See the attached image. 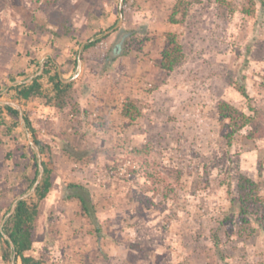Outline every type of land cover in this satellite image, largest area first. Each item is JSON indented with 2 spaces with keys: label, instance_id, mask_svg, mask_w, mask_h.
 <instances>
[{
  "label": "rangeland",
  "instance_id": "obj_1",
  "mask_svg": "<svg viewBox=\"0 0 264 264\" xmlns=\"http://www.w3.org/2000/svg\"><path fill=\"white\" fill-rule=\"evenodd\" d=\"M47 1L0 0V46L16 62L26 56L33 68L18 62L12 74L35 73L41 60L42 75L48 53L60 76L72 78L80 108L72 114L43 97L23 100L15 85L4 94L6 82L0 83L3 98L28 116L41 140L40 158L51 167L52 187L38 203L28 254L41 264H264V229L243 243L222 222L233 214L227 191L236 194L238 173L255 179L264 199V138L247 140L244 129L228 145L217 121L221 99L245 112L252 104L264 115L262 0H253L250 15L243 12L249 0H201L178 24L168 22L174 0H128L120 23V0ZM63 19L76 28L73 36L51 34ZM167 30L178 34L184 52L168 72L155 65ZM103 36L82 48L78 68L72 66L84 40ZM116 41L129 52L112 60ZM39 81L52 92L48 75ZM126 96L139 106L133 121L121 114ZM11 123L0 111V208L30 189L24 191L23 179L34 169L31 131L20 118L8 131ZM172 168L182 169V185L164 198L163 179L175 187ZM69 182L89 189L99 230L80 216L76 200L63 197ZM4 215L0 209V228ZM3 248L0 238V264H8Z\"/></svg>",
  "mask_w": 264,
  "mask_h": 264
},
{
  "label": "trees",
  "instance_id": "obj_2",
  "mask_svg": "<svg viewBox=\"0 0 264 264\" xmlns=\"http://www.w3.org/2000/svg\"><path fill=\"white\" fill-rule=\"evenodd\" d=\"M58 0L47 1L49 4H54ZM201 0H174L168 15V22L171 24H178L184 21L188 14L189 8L192 4L198 3ZM250 5L243 8V12L250 15L254 12V2L249 0ZM128 0L123 1V7L126 6ZM264 4V0H262ZM115 22V21H114ZM75 27L68 25L65 19L61 20L57 29H51V34L55 37L61 36H73ZM106 36L88 41L83 46V50L95 45ZM125 45L126 42L124 43ZM123 52L126 54L129 52V48L124 46L121 48V43L116 41L109 49L108 56L115 60L117 54ZM72 64L74 65L77 58V50L72 57ZM184 59L183 47L180 42L179 36L176 32L167 30L163 32L162 46L155 57V65L159 70L172 71L181 61ZM52 58L45 62V69L42 75L34 78L29 84H19L16 88V97L23 100H29L33 97H43L45 101L54 106L58 110H63L66 107H70L72 114L80 111L78 103L73 101L72 96V82H64L57 71H54V67L49 64ZM32 62V60L30 61ZM52 71H54L52 73ZM43 75H48V80L52 83V92L45 93L42 90L40 78ZM240 92L248 99V95L243 87H239ZM7 116L12 123L10 127H6L8 131H11L18 122V110L4 105ZM26 127L31 131L32 139L38 145L40 152L43 151L41 140L36 133V130L32 127L28 116L23 113ZM121 114L129 121L135 120L140 114L139 106L136 100L126 96L121 105ZM217 121L219 124V134L225 140L226 144L230 145L237 134L244 129L246 133L243 135L247 140H257L264 138V115L260 109L248 104V112L242 111L235 105L231 104L228 100L221 99L217 103ZM13 137H17L16 134ZM33 160V173L24 175L25 189H29L32 183L35 181L38 173L37 156L35 152L32 155ZM43 175L41 181L37 185L34 191V197L29 196L25 199H21L17 202L16 207L12 214L6 219L0 230V238L4 242V248L2 249L1 257L8 264H12L11 260L15 262L18 260L20 264H41L42 261L34 256L28 254L33 245V235L36 228L37 217L39 214L38 203L44 199L49 193L52 187L51 179V167L48 161L42 160ZM261 166L259 167L260 175ZM174 174L175 187L172 183L168 182V179H163V189L161 192L163 197L169 196L171 191H176V188L182 185V169L172 168L169 169ZM153 184H156L152 175L149 177ZM160 183V181H158ZM177 185V186H176ZM154 189V188H153ZM159 189V186H158ZM230 196V210L233 211L232 215H226L222 222H229L230 229L235 234L237 240L243 243H250L253 241L255 234L259 229H264V199L259 194V183L252 177L238 173L237 175V191L233 194L231 189L228 191ZM15 197L12 196V199ZM63 197L65 199H74L77 202L80 216L86 218L90 223L95 225V230H99V224L97 220V208L92 200L89 189L80 183L69 182L63 189ZM12 199H8L6 203L0 208L2 214L8 212ZM145 208H151L154 203L152 200L147 199L144 203ZM255 222L257 225L253 224ZM4 232L13 244L10 246V241L4 237ZM215 244L218 241L217 232L214 233ZM225 255L222 254V257Z\"/></svg>",
  "mask_w": 264,
  "mask_h": 264
},
{
  "label": "crops",
  "instance_id": "obj_3",
  "mask_svg": "<svg viewBox=\"0 0 264 264\" xmlns=\"http://www.w3.org/2000/svg\"><path fill=\"white\" fill-rule=\"evenodd\" d=\"M6 47L7 46L4 45V44H3V46H0V83H1V81L2 82H6L5 93L3 92L4 94L8 93L9 90H11L12 86H14V85L17 87V85H19V84H29L34 78L37 77V75L42 71V68L44 66L43 62L40 60L39 63L35 64V66H38V70L35 73H31V74H28V75H24V74L20 73V74L14 75V74H12L13 73L12 72L13 71V67L17 66L18 62H20L19 64H20V66H22V69H24V67H25V69H26L25 71H28V70L33 69V68L30 65L28 66L26 56L19 58L18 59L19 61L16 62L15 58L13 57V55L8 53ZM37 53L35 52L33 54L35 55ZM43 54L44 55H43L42 58L46 57V60L44 59L45 60L44 63L48 59L52 58V56L50 54H48V53L47 54L43 53ZM70 63L72 64L71 61H70ZM75 63H76V67L78 68L79 65H77V58H76V62ZM72 66H74V65L72 64ZM9 67H10V69H9ZM17 68H19V67L17 66ZM66 70H69V69H66ZM54 71H57L59 76H60L61 73H60V71L58 69H55ZM10 76L12 77V80H13L12 82L9 81V77ZM60 78L64 82H71L70 80L72 79V78H65V77L62 78L61 76H60ZM3 93L0 91V111H5V113H7L6 109L4 108V105H9V106H11L13 108H15V107L13 105H11V104L5 103V102H11V100L4 99L3 98ZM18 116H19V113H18ZM14 263H15V261H14Z\"/></svg>",
  "mask_w": 264,
  "mask_h": 264
},
{
  "label": "water",
  "instance_id": "obj_4",
  "mask_svg": "<svg viewBox=\"0 0 264 264\" xmlns=\"http://www.w3.org/2000/svg\"><path fill=\"white\" fill-rule=\"evenodd\" d=\"M119 20H118V23H120L122 21V0L119 1ZM95 38L91 37L87 40H84L81 44H80V47L78 49V53H77V65H79L80 63V60H81V50L83 48V46L85 45V43H87L88 41H92L94 40ZM5 103H8V104H11L13 105L17 110H18V113H19V118L21 119V121L25 124V119H24V116H23V113L20 109V106L18 103L14 102V101H11V102H5ZM29 143L32 147V149L35 151L36 155H37V163H38V173H37V176H36V179L35 181L32 183L30 189L26 192H23L21 194H19L18 196H16L13 201L11 202V205H10V208L8 210V212L3 216V219H2V222H1V228L0 230L2 231V226L4 224V222L6 221V219L12 214V212L14 211L15 207H16V204L19 200L21 199H25L27 198L28 196H30L31 194L34 193L35 191V188L37 187V185L39 184V182L41 181V178H42V175H43V164H42V160L40 158V150L38 148V145L35 143V141H33L32 139H29ZM4 237H6L8 240L10 239L4 232H2ZM10 241V240H9ZM10 246L11 248L13 247V244L12 242L10 241ZM12 264H14V259H12Z\"/></svg>",
  "mask_w": 264,
  "mask_h": 264
}]
</instances>
